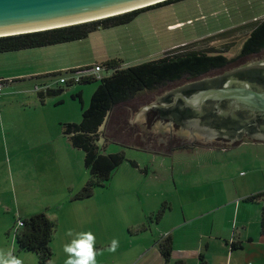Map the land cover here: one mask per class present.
Here are the masks:
<instances>
[{"label": "rangeland", "instance_id": "374dc122", "mask_svg": "<svg viewBox=\"0 0 264 264\" xmlns=\"http://www.w3.org/2000/svg\"><path fill=\"white\" fill-rule=\"evenodd\" d=\"M261 19H264V0H177L144 10L128 24L98 31L96 35H92L96 32L91 33L92 37L79 45L80 51L73 50L69 56H64L62 51H54L53 58L42 57L39 61L33 58V62H25L23 67V61L16 58L13 55L15 53L0 55V77L6 81L3 94H0V190H2L0 197L2 205L7 208L6 222L8 220L11 222V235L7 243L8 252H12L21 259L22 264H38L35 255L22 253L15 246L14 228L18 216L14 214H18L16 206L21 197L19 189L15 190V186L26 188L29 197L35 198L31 195L34 187L30 183L23 184L29 179L28 168L24 166L32 162V152L34 154V146L37 143L40 145L42 142L46 143L55 139L54 118L59 116L71 119L74 108L79 111L87 109L100 78L111 74V71L104 70L100 65L107 60L117 59L122 62L121 67L126 68L159 59L169 52L186 51L220 53L227 58H234L251 29L247 25ZM240 26L245 27L238 29ZM91 40H94L93 46H91ZM67 59L86 65L81 70L100 66L102 71L99 76L95 74L93 82L82 85L66 86L60 83L61 78L69 79L72 76L70 73L66 74L68 70H59L57 67L54 68V74L51 73L46 77L47 79L35 80L24 77L13 84L10 83V77L31 73L38 65L50 63L47 65L58 66L64 61H69ZM261 61H264V49L259 54L235 59L225 68L214 70L197 80L181 79L156 91L140 93L132 101L116 106L104 126L105 138L100 136L97 145L103 154L122 152L124 161L112 173L104 186L94 188L89 198L73 200L71 203L69 197L62 196V194L67 195L65 188L74 194L80 191L89 180V173L82 163L79 170L71 172L73 177L75 176L71 187L67 185L65 187L63 183H59L57 190L61 191L62 197L57 196L58 209L52 206V201L50 202L52 209L56 208L55 212L58 214H80L86 217L88 214L90 216L103 214L106 217V226L109 228L106 231L116 235L115 225L117 227L121 224V221L117 219H125V214H147L153 209H155L154 214H159L163 206L158 204L160 200L172 203L175 208L177 197H187V195L190 197V193L186 190L190 188L192 174L200 172L201 166L204 168L206 163L229 165L231 171L234 168L243 169L246 173L251 167L264 168V155L261 156L262 153H260L259 159H256L253 155L254 151L247 149L252 147L249 145L244 146L245 149L238 153L220 155L219 158L217 155H207L201 149H194L193 153L192 151L179 152L182 151L181 149L168 150L159 146L157 141L153 142L159 137L152 135L146 138L141 132L146 125L145 113L152 110V108H144L159 107L160 104L155 102L158 98L189 85L222 77L243 66L254 65ZM43 81L50 83L52 88H62L63 92L60 95L45 98L44 106H41L32 89L34 85L39 86ZM36 103L39 104L38 107L34 106ZM39 113L46 118V128L42 125L40 130L35 132L38 128H33L31 121L34 119L31 118L40 115ZM137 114L138 116L133 120ZM155 121L151 122V131L159 130L161 122L154 126ZM79 122L80 120L76 123ZM164 122L161 125L164 133L169 132L171 127L178 131V128L177 130L173 128L171 121ZM186 132H184L185 135ZM57 141V139L54 140L55 146L58 145ZM147 149H158V152L173 154L154 156L147 152ZM242 151L245 155L241 158L239 154ZM245 158L248 159L247 171L242 167ZM171 163L174 169L173 175H171ZM173 183L176 184L177 191L173 189ZM55 192L58 191L55 190ZM37 205L38 201H29L24 206L29 207L31 210L27 211L32 214L42 213L44 209L35 210L40 209ZM41 208H45L43 202ZM3 210L0 206V212ZM0 216L3 218L2 213ZM125 235L129 236L127 230ZM11 241L14 246H11ZM136 253L129 250L126 245L118 243L115 251H100L96 256V264H129ZM19 254H22L21 257Z\"/></svg>", "mask_w": 264, "mask_h": 264}, {"label": "crops", "instance_id": "0c3cea01", "mask_svg": "<svg viewBox=\"0 0 264 264\" xmlns=\"http://www.w3.org/2000/svg\"><path fill=\"white\" fill-rule=\"evenodd\" d=\"M98 31L93 32L95 34L92 35L98 34ZM89 37L92 36L88 35L81 41L11 53H15L13 55L23 61L22 66L24 67L25 62H33V58H37L38 61L42 57L53 58L54 51H62L64 56L71 55L73 50L80 51L79 45L86 42ZM92 41L94 40H91V46H93ZM47 64L50 63L38 65L31 73L10 77V83L13 84L24 77L35 80L47 79L46 77L50 76L51 73L54 74L55 67L59 70L79 71L86 66L71 60L64 61L61 63L62 65L58 66ZM0 78L2 79V77ZM37 87L53 89L50 87V83L45 81L39 86L34 85L32 90L35 92L37 99ZM1 94H3V91ZM38 101L41 106H44V101L40 102L39 99ZM38 105L36 103L34 106L38 107ZM81 112L74 108L71 119L59 116L54 118L55 139L46 143L42 142L40 145L37 143L34 146L35 152L34 154L32 152V162L24 166L28 168L29 173L27 176L29 179L21 183L24 185L30 183L34 187L31 195L35 198L29 197L26 188L15 186V190L19 189L21 195L19 199L20 207H18L19 203L16 206L18 214H14L18 216L17 221L33 215L27 211L31 209L24 205L29 201H38L37 206L40 209L35 210L44 209L45 212L47 210V213L43 212L57 225L51 243L53 256L50 264H64L67 254L63 252V246L75 238L77 233L81 232H91L93 234L95 237L94 251L99 250L98 253L102 250L108 251L113 239L118 241L119 244L126 245L134 253L137 252L129 264H175L176 262L182 264H264V235L260 231L261 210L264 207L262 201L264 200V168L261 167H251L246 173L243 169L237 170L234 168L231 171L229 165H214V162L206 163L204 168L201 166L200 172L192 174L190 188L186 190L190 193V197L188 195L187 197H177V207L175 208L172 203L160 200L158 204L163 206H161L159 214H154L155 209L148 211L147 214H125V219H117L121 221V224L117 227L115 225L116 235L106 231L109 228L106 226V217L103 214H93L91 216L88 214L86 217L80 214L56 213L55 209H58L56 203L59 200L57 196L60 195V198L67 196L72 203L75 200L72 199V195L74 196L78 192L73 194L72 191H67L65 188L67 195L62 194L61 196V191L57 190L59 183H63L65 187L66 185L71 187L74 184L72 182L75 177L71 172L79 170L80 165L83 163L82 152L80 153L70 147L63 137L61 124H77ZM39 114L31 118L34 119L31 121L34 125H32L33 128H38L35 132H38L42 125L46 128V118L41 113ZM164 123V120L160 123L159 130L162 129L161 125ZM153 132L156 133L157 131ZM56 139L58 140L57 146L54 144ZM247 145L252 146L247 149L254 151L253 155L256 159H259L260 153H262L261 156L264 155V142L248 140L229 148L212 147L201 150L207 155H217L220 158V155H228L232 152L238 153L240 150L245 149L244 146ZM181 150L179 152H189ZM158 151V149H147V152L154 154V156L173 154ZM239 155L242 158L245 153L242 151ZM247 160L245 158L242 165L246 171L248 169ZM171 167V175H173L172 163ZM145 172L148 174L147 169H145ZM173 185V189L177 191L176 184L173 183ZM55 190L58 192H55ZM1 192L2 190H0V194ZM254 197L256 198L251 201L250 198ZM51 201L52 206L56 207L54 210L50 205ZM42 202L46 209L41 208ZM0 206L4 209L3 212H0L3 214V218L0 216V256H2L8 252L9 246L7 243L11 235V222L9 220L6 222L7 208L2 205L1 197ZM148 206H151V204H148ZM125 230H127L129 236L125 235ZM165 238L169 239L171 245L170 257L167 262L163 260L158 246L159 241ZM11 246H14L13 241H11ZM21 255L19 254V257Z\"/></svg>", "mask_w": 264, "mask_h": 264}, {"label": "trees", "instance_id": "16d2710c", "mask_svg": "<svg viewBox=\"0 0 264 264\" xmlns=\"http://www.w3.org/2000/svg\"><path fill=\"white\" fill-rule=\"evenodd\" d=\"M175 1L177 0H165L145 8L97 21L0 37V54L81 41L95 31L128 24L138 13L144 10ZM245 26H240L238 29ZM247 26L251 29L241 44L239 53L234 58H227L220 53L186 51L169 52L159 59L126 68H122V62L117 59L108 60L100 65L104 70L111 71V74L100 78L99 85L93 92L87 109L81 112L80 122L78 124H61L63 137L70 147L82 152L83 165L89 173L88 182L72 199L89 198L94 188L104 186L112 173L124 161L122 152L103 154L97 145L100 136L104 137V126L116 106L132 101L140 93L156 91L181 79L197 80L214 70L225 68L233 63L235 59L260 53L264 49V19ZM75 72L71 70L66 74ZM93 81L94 78L92 77H84L77 84H88ZM64 84L71 86L73 83L65 81ZM198 87L191 86L190 89L195 90ZM188 91L190 90H185V92ZM62 92L63 89L57 87L53 89L46 88L37 94L40 102H43L45 98L60 95ZM230 122L235 123L237 121L230 120ZM255 198H250V200L252 201ZM18 222L22 224L19 227ZM17 223L14 231L16 233L15 246L18 251L35 255L38 264H50L53 256L51 243L56 232V223L50 220L44 212L20 219ZM260 231L264 235V207L261 210ZM158 246L163 260L167 262L171 247L169 239L165 238L159 241ZM175 264L182 263L176 262Z\"/></svg>", "mask_w": 264, "mask_h": 264}, {"label": "water", "instance_id": "95a60500", "mask_svg": "<svg viewBox=\"0 0 264 264\" xmlns=\"http://www.w3.org/2000/svg\"><path fill=\"white\" fill-rule=\"evenodd\" d=\"M162 1L165 0H0V37L97 21L141 9L142 6L143 8L148 7V5L145 6L146 4H156ZM252 67H256L258 70H264V61L255 63ZM247 70L249 69H244V73L239 76L244 78L243 81L250 80L248 76L251 73L248 74L247 72L249 71ZM236 74L229 78L230 81L238 80ZM220 78H223V76L207 81L208 83L206 85L209 86L198 87L195 91H192L190 87L196 85L186 86L158 98L155 102L159 103L162 98L170 94L175 95L181 91L179 95L175 96L174 100L180 98L184 106L188 107L187 112L191 110L195 111V113H200L202 112L201 106L203 104L213 103L217 109L216 120L219 116V118L225 117L228 120L239 121L241 119L244 122L252 120L255 124L260 123L261 127L250 140L264 142V90L259 86L255 87V84L254 87L250 88H233L229 84L221 88H213L212 86ZM186 89L190 90L188 91L190 94L187 96L183 95L182 92V90L185 91ZM175 102L170 105L173 106ZM224 102H230L231 113L222 116L223 112L219 111L218 108ZM161 106L166 109L169 107L162 103L159 107ZM159 107H148L144 109H158ZM138 114L133 120L136 119ZM162 121V119H157L154 126H157Z\"/></svg>", "mask_w": 264, "mask_h": 264}, {"label": "flooded vegetation", "instance_id": "af4514ba", "mask_svg": "<svg viewBox=\"0 0 264 264\" xmlns=\"http://www.w3.org/2000/svg\"><path fill=\"white\" fill-rule=\"evenodd\" d=\"M237 28V27H236ZM239 53V51H238ZM259 54V53H258ZM244 69H249L248 74L251 73L250 80L243 81ZM241 70V71H240ZM237 72V74H236ZM236 72L224 75L223 78H220L215 85H211L213 88L223 87L226 84L233 88H244V87H255L259 86L264 90V70H258L252 65H246L236 70ZM239 72V73H238ZM237 75L238 80L230 81V77ZM208 82L196 83V86H209L206 85ZM195 91V90H192ZM183 95L187 96L190 93L183 91ZM181 91L177 92L175 95L170 94L162 98L159 104H164L169 106L175 102V106L170 105L167 109L163 106L158 109L148 110L145 114V124L143 130L141 131L146 138H150L152 135L159 137V139L154 140L153 142L158 143L162 148L168 150L173 149H183L187 151H192L194 149H210L214 148H229L237 145L238 143L244 142L245 140L257 142L256 140H250L252 136L258 131L261 127L260 123L255 124L252 120L244 122V120L239 119V121L232 123L230 119L225 117L219 118L216 120L217 109L215 104L207 103V105L201 106L200 113H195V111L189 110L188 107H185L180 98L174 100L175 96L179 95ZM219 111L223 112L222 116L231 113L230 102H224L218 108ZM185 112V113H184ZM184 113V114H183ZM168 120L171 121L174 125L173 128H178V131L169 129L164 133L162 129L158 130L156 133L151 131L150 125L151 122L155 120ZM215 119V120H214ZM228 120V121H227ZM170 127V126H169ZM148 128V129H147ZM253 128V129H252ZM185 131L186 135H185ZM165 135V137H164ZM244 140V141H243Z\"/></svg>", "mask_w": 264, "mask_h": 264}, {"label": "clouds", "instance_id": "9594fccd", "mask_svg": "<svg viewBox=\"0 0 264 264\" xmlns=\"http://www.w3.org/2000/svg\"><path fill=\"white\" fill-rule=\"evenodd\" d=\"M95 237L91 232H81L75 235L68 244L63 246V252L67 254L64 264H96L98 251H94ZM118 241L113 239L108 248L109 251H115ZM0 264H22L12 252H7L0 256Z\"/></svg>", "mask_w": 264, "mask_h": 264}, {"label": "built area", "instance_id": "2783aa9c", "mask_svg": "<svg viewBox=\"0 0 264 264\" xmlns=\"http://www.w3.org/2000/svg\"><path fill=\"white\" fill-rule=\"evenodd\" d=\"M100 71H102V68L100 66H94L92 69L79 70V71L71 74L72 78H69V79L61 78L59 80V82L64 84L65 81L70 80L74 83H78L81 78H84V77L94 78L95 74L97 76H99ZM5 85H6V81H4L3 79H0V94L2 93ZM45 89H46L45 87H37L36 88L37 92L44 91ZM263 203H264V200H263ZM17 225L19 227L22 224H21V222H18Z\"/></svg>", "mask_w": 264, "mask_h": 264}, {"label": "bare ground", "instance_id": "6f19581e", "mask_svg": "<svg viewBox=\"0 0 264 264\" xmlns=\"http://www.w3.org/2000/svg\"><path fill=\"white\" fill-rule=\"evenodd\" d=\"M152 4H153V3L146 4L145 6H147V5L150 6V5H152ZM145 6H144V7H145ZM139 8H141V7H139ZM142 8H143V6H142ZM123 12H126V11H123ZM123 12H122V13H123ZM129 12H130V11H129ZM71 74H73V73H71ZM66 82H72V81L67 80ZM72 83H73V84H77V83H74V82H72Z\"/></svg>", "mask_w": 264, "mask_h": 264}]
</instances>
